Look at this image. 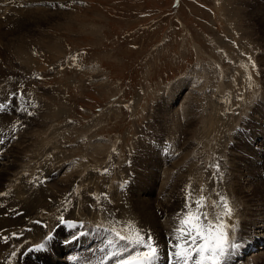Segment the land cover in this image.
Returning a JSON list of instances; mask_svg holds the SVG:
<instances>
[{
	"label": "rangeland",
	"instance_id": "1",
	"mask_svg": "<svg viewBox=\"0 0 264 264\" xmlns=\"http://www.w3.org/2000/svg\"><path fill=\"white\" fill-rule=\"evenodd\" d=\"M35 8L42 9L30 15L41 21H26L21 34L14 33L17 22L6 23L12 35L0 44V74L12 77L1 76L0 87L13 88L19 80L16 96L29 105L4 115L16 124L21 115L31 116L17 128L28 138L18 171L34 175L37 188L38 163L52 170L43 183L47 196L61 199L51 210L66 207L61 223L101 224L95 231L100 238L76 250L93 251L106 237L113 243V231L105 228L138 222L126 201L150 147L161 162L149 197L162 203L169 176L188 160L202 166L193 181L209 207L225 190L247 192L264 183L263 172L253 182L244 176L248 162L234 164L242 154L238 145L245 153L264 145V0H56ZM18 45L27 56L14 52ZM30 55L39 63L35 73L20 62ZM211 158L222 161L223 170ZM234 172L244 173L242 181L233 179ZM238 204L240 210L246 206ZM258 221L251 234H260ZM259 244L234 258L226 249L224 264H257L254 254H264ZM125 249L122 244L114 250L116 257ZM32 261L20 263H39Z\"/></svg>",
	"mask_w": 264,
	"mask_h": 264
},
{
	"label": "bare ground",
	"instance_id": "2",
	"mask_svg": "<svg viewBox=\"0 0 264 264\" xmlns=\"http://www.w3.org/2000/svg\"><path fill=\"white\" fill-rule=\"evenodd\" d=\"M51 1L56 0H0V44L6 41L7 36L12 35L8 31H6L7 22L12 24L17 22L18 26L15 29L14 33H16L15 35H19L22 33L18 32L19 28L21 25L25 24L26 21H30L31 25H33L34 22L37 23L38 21H41V19H33V16L30 15L32 11H39L40 9H42L35 8V6H40ZM53 13L57 15L55 11ZM23 15H25V18L23 17ZM19 37L20 36H15V38ZM32 50L36 51V47ZM14 52L17 55H28V53L25 51L24 46L21 47L18 45L14 49ZM20 62L23 63V66H28L33 73H35L34 71L38 70L37 64L39 65V63L37 59L33 58L31 55L28 57H24L23 61L20 59ZM21 63H19V65ZM32 65H35V68L37 69L32 68ZM1 76L12 77L11 75L7 74H0V77ZM25 77L26 76L22 74V78L19 79H22L23 81ZM18 82L19 80H17L15 85ZM15 85L13 88L12 85L5 86V84H2V86L0 87V93H2L1 98L3 99V101L0 103V106H2L0 107V161H4H2V163L0 162V193H4V195H0V264H21V261H25V263H33V259L39 262L35 264H122V262H124V264H127L130 261V264H137L140 260V256L138 254L146 250L144 246L135 243H129L127 241H122L116 236V232H120L121 235H128L133 234L135 231H139L140 234L145 235L146 238L151 237V242L157 248V255L152 261L149 262V264H175V258L173 257L175 245L177 243H182V241H179L177 239L181 234L176 232L175 229L180 227V220L185 216L187 212H192L194 215L196 214L197 208L195 204H193V201L199 200V198L202 196L196 193V184L193 181V179L195 178L193 177L195 169L199 167L198 171L203 170L201 164L191 163L190 165H188L189 160H186L187 162L183 163L182 166L176 167L171 175H168L169 178L167 177L168 181L166 183V188H163V194L166 197V201L162 203L159 200H153L149 197V195L151 194V192H153V187L157 182L159 172H157L156 170L159 168L158 165L159 161L161 162V159H157L156 155L158 154V152H156L155 148L149 146L151 148L150 155H146L148 156L147 159L146 157H142L139 166H137V168H140V172H137L135 174L132 180V186L129 185L130 193H128V198L126 201L129 205L128 207L133 210V217L139 223L131 221L129 224L125 222V227H123L124 225H122V227H107L105 228V230L110 232L113 231V234L116 237L113 243L109 242V237H106V239L99 242V247L98 245L94 246L93 251H89L85 248L76 250L77 248L75 247L77 246L86 247L85 245L88 242L94 241L96 239L98 240L100 236L96 235L95 233L100 231L102 226H99L101 224H88L81 226V224L70 225L61 223V217H65L64 214H66L65 212L67 210L66 207L63 208L61 212L51 210L56 208L55 206L61 203V199L60 197L56 196H47V187L43 183V180L52 175V170L46 167L45 162L38 163L41 171H39L37 174L40 179V181L37 182V188H33L34 183H32V180L34 175L30 173L24 174V172L18 171L23 160L22 149H28L27 144L25 143L28 141V138L24 140L23 138H25V136L22 137L21 135H19V133L17 132V128L19 125L26 124L29 120V117L31 116L24 114L21 115L20 117L23 119V121L19 122L18 119V124L15 123V120L10 119L11 117H5L6 115L4 114L7 111H12L11 113H13L14 111H21V109L25 107V105H29L24 100H20L17 98ZM8 87L11 89H9ZM262 104L264 107V103ZM10 105L15 106H11V108ZM188 110L189 112H191L189 106ZM181 122L182 121L180 120V124ZM261 129L262 131H259V136L264 137V128ZM16 132L18 134H16ZM12 138H14L13 140L15 143L20 138V142H18V145H16L14 142L12 143V141L10 142ZM200 140L201 138L199 139V141ZM238 148L241 150L242 154L234 158L235 166L238 167V165L248 162L249 167L248 171L245 172V174L234 172L232 176L233 179L239 182L240 180L242 181L243 174L244 176L251 175L249 181L253 182L254 180H257L256 178L254 179V177H262L261 173H264L263 143L258 148L251 147L250 151L246 153L242 152L240 145H238ZM194 156L195 155H193V158L196 159L197 156ZM257 156L260 157V160L263 163L261 169L259 170H257V168L254 169V166L256 165L254 164L253 160L255 158H258ZM211 159L214 161L213 163L219 166L217 167L219 172L223 170L224 163L222 161L220 165L218 163V158H216L218 160H216L215 158ZM215 164L213 165L215 166ZM197 172L195 171V174H197ZM140 175L144 177L142 178V180H139ZM185 175L190 176L191 179H189ZM133 185L136 186L133 187ZM260 187H264V183H262ZM259 188L252 187V189L250 191H247V193L242 188L236 187L235 189L233 188V190H230L231 192L228 191V193L225 190L224 195H222L229 200V202L234 206L235 209V214L229 222L237 225L235 230L230 231L232 234L230 237L231 243L234 244L236 242L237 248L235 250H230V248L232 247L227 248L232 253V258L241 255L251 245L255 247V245L259 244L260 242L264 243V190L260 191ZM140 190L144 193V195L143 193H139ZM47 198H51V200H48ZM218 199L219 197L216 198L214 202H217ZM238 201L245 202L246 206L243 208V210H240L241 208L238 206ZM116 205L117 204H115V206ZM43 209H45V212H42ZM176 209L177 211L175 212V214H170L172 210ZM49 210H51L52 212H50ZM92 210L88 209V211ZM219 210L221 209H217V211ZM21 211L24 212L20 213ZM199 211L209 212L213 215L215 214L213 208L209 207L208 204L207 207L200 209ZM67 215H69V213ZM260 219L261 221L258 222L263 223L261 227H258L261 228L260 234H251V228L255 226L257 220ZM37 221H39V223H37ZM70 230H72V233L70 234L68 239H65L64 236L68 235ZM81 232H84L86 235L79 236ZM13 233H15L16 235H13ZM108 234L109 236L112 235V233L109 232ZM46 235H51L52 239L46 241ZM3 237H7V239L5 240L3 239ZM63 240H66L68 242L65 246H63ZM31 241L36 242H34L33 244H27ZM41 244H44L45 246L35 249L36 245ZM122 244H125L126 249L123 250L119 257H116L118 256V254H116L114 250L121 247ZM71 249H73V251H71L73 252L72 257H68L64 259V261H61L60 256L62 255L63 250L65 252H70ZM13 252H15L16 254L12 255ZM254 256L253 257L255 258L257 264H264V254L262 252L260 254H254ZM113 257L114 259H112ZM73 258H75L74 261H72ZM189 264H193V262H189Z\"/></svg>",
	"mask_w": 264,
	"mask_h": 264
},
{
	"label": "snow or ice",
	"instance_id": "3",
	"mask_svg": "<svg viewBox=\"0 0 264 264\" xmlns=\"http://www.w3.org/2000/svg\"><path fill=\"white\" fill-rule=\"evenodd\" d=\"M217 167L219 166L217 165ZM0 195H4V193H0ZM205 200L206 197L202 195L199 200L193 201L197 208L196 214L187 212L180 220V227L175 229L181 234L177 239L182 241V243L175 245L173 252L175 264H189V262H193V264H224L227 255L226 249L234 246L231 243L230 231L235 230L237 225L229 222L235 214L234 206L226 197L220 196L218 201L212 205L215 213L213 215L209 212L199 211L207 207ZM217 209L221 210L217 211ZM61 219L63 218L61 217ZM13 235L16 234L13 233ZM116 236L129 243L144 246L146 250L138 254L141 264H149L157 255V248L151 242V237L146 238L139 231L128 235H121L120 232H116ZM3 239L6 240L7 237H3ZM51 239V235L45 236L46 241ZM44 246L41 244L37 247L42 248ZM15 254V252L12 253V255Z\"/></svg>",
	"mask_w": 264,
	"mask_h": 264
}]
</instances>
